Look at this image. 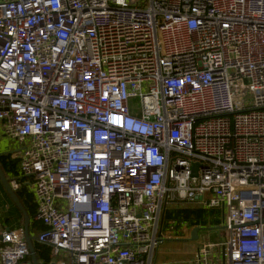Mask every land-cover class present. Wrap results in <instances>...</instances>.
I'll return each instance as SVG.
<instances>
[{
  "label": "built area",
  "instance_id": "2783aa9c",
  "mask_svg": "<svg viewBox=\"0 0 264 264\" xmlns=\"http://www.w3.org/2000/svg\"><path fill=\"white\" fill-rule=\"evenodd\" d=\"M0 127L54 264H156L175 201L220 212L225 264H264V0H0Z\"/></svg>",
  "mask_w": 264,
  "mask_h": 264
},
{
  "label": "crops",
  "instance_id": "0c3cea01",
  "mask_svg": "<svg viewBox=\"0 0 264 264\" xmlns=\"http://www.w3.org/2000/svg\"><path fill=\"white\" fill-rule=\"evenodd\" d=\"M18 143L14 140H10L8 137H5L2 132H1V127H0V157L3 156H11L14 154L15 160L10 157L11 160L16 161V165L13 170L9 171L7 173L6 178L9 180L12 176L17 174L18 170ZM9 153V154H7ZM17 192H26L28 193L31 197L32 195L30 192L25 188H21ZM16 194V193H15ZM17 196V195H16ZM18 197V196H17ZM19 199V198H18ZM20 204L22 205L21 200L19 199ZM33 202V198H32ZM34 204V202H33ZM23 206V205H22ZM35 206V205H34ZM24 208V206H23ZM185 208H193L189 206L188 204L181 202V201H175V202H169L166 205L163 206L162 208V216H161V234L163 236L162 246L163 249L170 247L171 251H175V254L172 255H167L162 258L164 260L162 262L159 261V249L154 255V261L156 264H192L197 250L202 247V245H214L213 243H203L205 242V239H208L209 234L211 231H218L221 230V224L219 226L213 225V222L216 221L219 217H214L209 214L205 218L206 222L204 226L198 225V226H191L188 221H181L179 224L176 221H169L168 223H164V216L166 212H171L174 210H182ZM26 211V209L24 208ZM209 211V210H208ZM214 211V210H211ZM217 211V210H216ZM27 213V211H26ZM220 213V212H218ZM28 215V214H27ZM29 217V215H28ZM36 221L40 223L41 228H42V223L36 219V214L33 217H29V226H28V231L29 235L34 238L32 241L33 244L37 243L36 237L41 233L37 230H31V222ZM194 227H203V228H214V229H206L201 232H199V239L197 242H190L188 239L190 237V232L192 228ZM220 228V229H219ZM5 230H16L22 232L24 235V218L21 212L18 210V208L13 204L11 201L10 197L6 193L4 187L0 183V235L3 231ZM166 235H172V236H166ZM186 247H190L191 250L188 252ZM212 248L209 249L211 252V262L213 264H225V259L223 258V254L221 256L216 252V250H211ZM188 254L187 261H182L183 257L185 258ZM182 258V259H181ZM22 264H29L28 261L25 260L23 261Z\"/></svg>",
  "mask_w": 264,
  "mask_h": 264
},
{
  "label": "trees",
  "instance_id": "16d2710c",
  "mask_svg": "<svg viewBox=\"0 0 264 264\" xmlns=\"http://www.w3.org/2000/svg\"><path fill=\"white\" fill-rule=\"evenodd\" d=\"M10 157L11 156L0 157V169L2 170L4 175H7V173L13 170L16 165V161H14L15 159L11 160ZM15 193L18 196V198L21 200L22 205L26 209L29 217H33L36 214V210L34 206L35 204H33L32 202V197L26 192H15ZM212 213L214 214L215 212L211 210L208 211L199 208H190V209L185 208L182 210H174L165 213L164 223H168L169 221H176L179 224L181 221H188L191 226H198V225L204 226L206 225L205 218L209 216V214L211 215ZM40 225H41L40 223L36 221H32L30 225L31 230L32 231L38 230L39 233L42 232L44 230V227L42 226L41 228ZM213 225L217 226L218 221L217 222L214 221ZM33 247L38 264H50L51 262L50 248L39 243H34ZM26 260L28 261L29 264H31L30 255L26 257Z\"/></svg>",
  "mask_w": 264,
  "mask_h": 264
},
{
  "label": "water",
  "instance_id": "95a60500",
  "mask_svg": "<svg viewBox=\"0 0 264 264\" xmlns=\"http://www.w3.org/2000/svg\"><path fill=\"white\" fill-rule=\"evenodd\" d=\"M7 154H9V153H7ZM197 170H198V163H194L191 167V177H197ZM0 183L4 187L6 193L10 197L13 204L18 208V210L23 215V218H24V231H23V233H24V238H25L28 250H29V255L31 258V264H38L36 254L34 251V247H33V242H32L34 240V238L29 235V231H28L29 217H28L26 211L24 210L23 206L20 204L19 199L16 196V194L10 189L8 179L6 178V176L4 175V173L2 172L1 169H0ZM206 229H214V228H203V227L192 228V230L190 232V237L188 240L190 242H197L199 239V235H198L199 232L206 230ZM1 240H2V236L0 235V242H1ZM50 264H54V263H50Z\"/></svg>",
  "mask_w": 264,
  "mask_h": 264
},
{
  "label": "rangeland",
  "instance_id": "374dc122",
  "mask_svg": "<svg viewBox=\"0 0 264 264\" xmlns=\"http://www.w3.org/2000/svg\"><path fill=\"white\" fill-rule=\"evenodd\" d=\"M244 83L247 84L246 81H244ZM244 93L246 94V97L243 98L241 105L244 108H246V107L249 106V103H251L253 101V97H252V94L249 93L248 91H245ZM130 106H131V112L132 113L135 112V111H137L139 109V104H138V102L136 100L132 101L131 104H130ZM214 212H215L214 214L212 213L210 215L211 216V219H212V216H214L216 218L219 217L216 220V222L218 221V226H219V224L222 223L221 214L218 213L216 210H214ZM166 236H172V235H166ZM227 236H228V232L225 229L224 230L221 229V230H218V231H211L210 234H209L208 239H205V242H203V243H208L209 242V243H213L214 245H216V248H212L211 250H216V252L221 256V254H222V247L225 245V242L227 240ZM161 244H162V241H161L160 245ZM160 245H159V247H160ZM159 247H158V249H159ZM186 249L188 250V252L191 250L190 247H186ZM175 253H176L175 251H171L170 250V247L163 249L162 246H161L160 249H159V256H158L159 261H161L164 256H167L168 254L169 255H172V254H175ZM185 256L186 257L185 258L183 257V260L182 261H185L187 259L188 254L185 255ZM195 259H196V256H195L192 264H195ZM56 260H57V258H52V261L50 263H53ZM163 261L164 260H162V262Z\"/></svg>",
  "mask_w": 264,
  "mask_h": 264
}]
</instances>
